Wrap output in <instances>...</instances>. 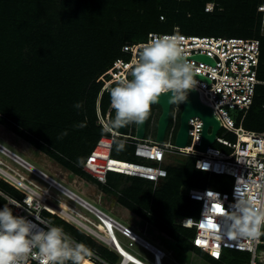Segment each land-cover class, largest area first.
Instances as JSON below:
<instances>
[{
	"label": "trees",
	"instance_id": "obj_1",
	"mask_svg": "<svg viewBox=\"0 0 264 264\" xmlns=\"http://www.w3.org/2000/svg\"><path fill=\"white\" fill-rule=\"evenodd\" d=\"M208 1L216 3L213 11H205ZM260 1L0 0V123L8 124L71 171L99 183L82 169L97 140L109 134L102 132L96 121V103L103 84L96 80L125 54L122 45L146 38L158 24L167 26L170 32L178 26L181 32L204 33L200 36L226 33L258 37L259 77L264 80L262 16L257 11ZM76 102H82L80 109L74 107ZM263 102L264 84H258L243 120L245 128H264ZM109 106V93L104 91L100 98L102 112L106 113ZM154 109L152 106L148 121ZM85 119L86 126L75 127ZM65 130L67 134L61 136ZM126 146L132 147L133 154L134 146ZM84 155L83 162L77 163V158ZM194 162L190 156L178 165H169L167 177L155 188L143 178L127 177L130 184L117 194L122 175L108 177V186L102 188L111 191L113 187L120 203L165 231L180 249L193 250L213 264L249 263L250 252L233 248H228L234 251L231 259L226 260L225 252L220 260L212 258L192 244L195 229L177 222L195 216L196 211L198 215L200 210V203L190 199L185 190L210 187L209 182L206 186L196 184L199 173L208 172L197 169ZM73 228L91 241L88 248L101 252L90 236ZM88 263L96 264L91 259Z\"/></svg>",
	"mask_w": 264,
	"mask_h": 264
},
{
	"label": "built area",
	"instance_id": "obj_2",
	"mask_svg": "<svg viewBox=\"0 0 264 264\" xmlns=\"http://www.w3.org/2000/svg\"><path fill=\"white\" fill-rule=\"evenodd\" d=\"M215 6L214 1L206 2L205 11H213ZM257 11L262 16L260 35L264 36V0H261L257 5ZM153 33H177L184 37L187 58L195 68L199 69V72L195 73L197 85L193 89L198 91L200 100L213 109L215 117L220 122L219 129H223V133L230 135V137L219 136L217 133L215 140L209 144L206 151L199 150L203 123H201L202 119L199 116H192L188 121L187 144L185 146L176 145L175 135L180 110L177 106L171 105L170 121L163 142H158L155 138L147 136L149 124H147L143 138H138L135 135L136 125L133 129V124H129L125 126L124 133L114 130L108 135H102L87 155L82 169L102 185H107L109 173H115L127 177L143 178L151 182L155 188L167 177L168 166L178 163L176 159L181 155L193 157L197 169L207 171L210 174L224 175L232 179V182L229 189L187 188L186 194L190 199L200 203V210L197 216L182 217L177 222L182 226L194 228L195 234L191 238L192 244L216 260L222 258L225 249L238 248L250 252L249 264H264V249L259 253L260 245L264 244L262 235L255 240L230 239L218 234L216 229L204 226L206 222L215 223L216 219L222 222V218L218 215L223 210L230 208L236 199V189H239L241 194L248 193L257 200L264 202V128L251 130L241 124L254 102L257 85L264 84V80L259 77L261 39L244 36L190 35L182 33L176 26L172 32L150 31L142 40L125 42L122 45V51L129 55L128 60L117 59L96 80L103 82L96 103L98 125L103 127L114 115V109L111 105L106 113L102 112L100 107L102 93L107 91V88L116 81L118 76L127 74L125 65L130 64L134 55L132 48L145 43L150 38V34ZM197 54L209 56L214 60V64L196 59L195 55ZM200 76L206 77L210 81L208 82ZM230 109H237L240 112L238 124L231 116ZM196 117L201 120L194 119ZM154 118L155 110L150 123ZM197 125L200 126L197 127ZM113 135L118 140L122 139L124 144L134 146L135 160L130 161L113 156L112 150L115 144ZM213 143H217L223 148H214L212 147ZM22 169L40 181L25 175ZM0 181L10 184L22 194L20 198L15 197L0 188V196L6 195L16 202L10 204V207H13L17 215H24L30 219L39 217L43 220H47L43 217V212L56 215L90 236L94 241L115 250L117 253L122 247L118 236L120 234L129 239L130 246L139 243L150 251L152 261L146 262L126 250V253L140 264H162L166 257L164 249L154 245L132 227L116 219L82 193L71 189L55 176L21 157L2 142H0ZM96 200L99 203L102 202V195H97ZM64 201L72 206L79 205L88 211L95 220L75 207V212L65 207L61 213V210H57V206ZM214 204L221 205V210L213 211L212 206ZM108 208L111 210L109 205ZM187 220L190 222L187 223ZM90 250L93 253L90 259L97 264H114L102 258L95 249ZM129 263L134 262L122 253L116 264ZM19 264H40V262L34 256L28 255L22 258Z\"/></svg>",
	"mask_w": 264,
	"mask_h": 264
},
{
	"label": "clouds",
	"instance_id": "obj_3",
	"mask_svg": "<svg viewBox=\"0 0 264 264\" xmlns=\"http://www.w3.org/2000/svg\"><path fill=\"white\" fill-rule=\"evenodd\" d=\"M132 52L130 64L125 65L127 74L118 76L114 85L107 88L114 115L103 125L102 132L142 123L162 94L171 93L169 103L180 104L197 85L195 73L199 69L187 58L183 36L153 33L145 43L134 46ZM74 107L80 109L82 102H76ZM84 126L86 119L75 125ZM66 134L65 130L61 136ZM113 142L117 151L124 147V141L114 135ZM83 159L78 157L77 163H82ZM3 198L8 202L0 206V264H19L28 255L34 256L40 264H88L93 253L83 242L50 221L15 214L10 204L16 202L6 195ZM218 217L222 222L216 219L215 223L206 222L204 226L230 239L255 240L264 235V202L248 193L241 194L239 189L230 208L220 212ZM118 253L122 255L119 250ZM134 264L140 263L135 261Z\"/></svg>",
	"mask_w": 264,
	"mask_h": 264
},
{
	"label": "rangeland",
	"instance_id": "obj_4",
	"mask_svg": "<svg viewBox=\"0 0 264 264\" xmlns=\"http://www.w3.org/2000/svg\"><path fill=\"white\" fill-rule=\"evenodd\" d=\"M189 27H191V24L189 25ZM154 30H155V32H170L171 31V29L167 28V26L161 25V24H158L157 27L154 28ZM182 32H185L186 34H188V33L199 34V35L204 34V33L199 32V31H191V30H187V31L186 30H182ZM218 34H220L221 36H226V35L228 36V34H226V33H218ZM121 57L124 58L125 60H128L129 55L123 54V55H121ZM172 105L177 106L178 109L181 112V105L180 104H172ZM154 107H155V109H154L155 110V118H154V120L151 123H149V129H148V133H147V136L150 137V138H155V136H156V123H157V119H158L159 114H160V108L158 106H153V108ZM230 114L234 118L236 124H238L239 123V116L238 115L240 114V112L237 109H230ZM241 124H242L243 127H246V123H244L243 121H242ZM1 125H3L4 128L6 127L8 129H10V127H9L8 124H1ZM135 125L136 124H133V129H134V126ZM178 126H179V121H178V124H177L176 131L178 130ZM217 133H218L219 136L230 137V135H227V134H224L223 133V129H219ZM0 142L4 143L8 147H10L13 151H15L21 157H23V158L27 159L28 161L34 163L40 169H45L44 167L41 166L40 163L36 162L31 157L27 156L23 151L17 150L15 147L11 146L9 144V142L5 141V139H4L3 136H0ZM212 147H214V148H223L220 145H218L217 143H213L212 144ZM112 154H113V156L120 157V158H123L125 160H130V161L135 160V158H134V156L132 154V147L130 148V146L123 147L121 150L117 151L116 150V144H114V148H113ZM82 157L84 158L85 155L82 156ZM186 158L187 157L181 155V157H179L178 159H176V161L178 163H173L171 165H178V164L182 163V161H186ZM12 164L15 165L13 162H12ZM46 171H48V170H46ZM22 172L25 175L29 176L30 178H34L35 180L40 181L38 178H36L33 175H31L28 171L22 169ZM48 173H50L51 175L55 176L58 180L62 181L66 185H68L71 189H74L75 191H78L79 193H82L81 191H79L78 189H76L72 184H69L66 181H63L59 176H57L53 172L48 171ZM73 173L75 174V172L72 171V175L71 174L69 175V178L70 179H73L75 177ZM117 175L120 176V174L109 173L108 177H110V176H117ZM82 178H84L86 180H90L91 183H95L92 179H88V177L82 176ZM208 178H209V180H208ZM77 181H79V179H77ZM195 181H196V184H198L199 186L200 185L201 186H206L207 185V182H209L208 183V186H210L211 188L229 189L230 188V185H231V182H232V179H230V178H228L226 176H220V175H217V174H211L209 176L208 173H206V172H200L199 173V176L196 177ZM79 182H81V181H79ZM83 184L84 185H87L86 182H84ZM95 184L97 186L101 187V189H102L103 185L101 183H95ZM129 184H130V180H128L127 177H125V176L122 175L121 180L118 183L117 192H115V193L120 194L121 189L123 187L128 186ZM0 188L3 191H5L6 193H8V194H10L12 196H15V197H19L20 198L21 195H22L18 190H16L10 184H8V183H6L4 181H0ZM113 190H115V189L113 187H111V191L110 192L112 194H113ZM82 194L86 198H88L89 200L93 201L96 205H98L99 207H101L102 209H104L105 211H107L108 213H110L111 215H113L116 219H118L119 221H121L125 225H128L130 227L132 226V224H130L129 221H127L124 217H122L121 215H119L118 213H116V211L109 210V208L106 207V205L104 204L103 201L99 203V202H97L96 199H94V198H92L90 196H87V194H84V193H82ZM114 197H116V196H114ZM4 203H6V200L2 196H0V206H2ZM73 207L77 208L80 212L86 214L87 216H89L90 218H92V219L95 220V218L88 211H86L85 209H83L79 205L76 204V205H73ZM197 212L198 211L194 212L193 215L197 216ZM42 215H43V217H45L51 223H53L55 225L62 226L63 227V230L65 232L69 233L72 237H74L75 240L83 242L87 247L88 246H91L92 247L91 241L88 238L84 237L81 233H79L78 231H76L73 228V226L70 225V224H68L67 222H65V220L63 221V219L61 220V218H59L58 216L53 215V214H50V213H46V212H43ZM132 227L134 228V230L136 232H138L139 234H141L143 237L147 238L148 240H150L152 242H155L153 239L149 238L147 236V234H143L142 231L136 229L134 226H132ZM118 236H119V238L121 240L120 242L122 244V247L125 250H128L129 252H131L132 254H135L136 256L146 257L148 259L151 258V255L148 252H146L145 250H143L139 245L134 244L132 247H128L127 245H124V244H127L128 243V240L123 239L120 234H118ZM262 238L264 239V235H262ZM162 240H163V242L165 244L163 247L166 249V251L169 252V250L171 248H174V245H173L172 241L170 242L169 240H167V239H165L163 237H162ZM155 243H157V242H155ZM157 244H159V243H157ZM262 249H264L263 246H261V250H259V253L262 252ZM233 252L234 251H232L230 249H225V257H227L226 260L232 258ZM245 254L249 255V253H247V252H245ZM185 256L186 257L188 256V258H190V257L193 258V256H191V254H187ZM202 259L208 261L207 258H205L204 256H202V258H200V264H204L202 262L203 261ZM118 260H119V258L117 259V261ZM247 260H248V258H247ZM242 264H249V263H248V261H244V262H242Z\"/></svg>",
	"mask_w": 264,
	"mask_h": 264
},
{
	"label": "crops",
	"instance_id": "obj_5",
	"mask_svg": "<svg viewBox=\"0 0 264 264\" xmlns=\"http://www.w3.org/2000/svg\"><path fill=\"white\" fill-rule=\"evenodd\" d=\"M1 124L2 123H0V136H3L5 141L9 142V144L11 146L15 147L17 150L23 151L27 156L31 157L36 162L40 163L41 166L45 168L43 170H45V171L48 170L50 172H53L54 174L59 176L63 181H66L67 183L72 184L76 189H78L79 191H81L84 194H87V196H90V197L96 199V196L101 194L102 195V201L104 202L106 207H108V205H109L111 207L112 211H116V213H118L119 215L124 217L136 229L142 231L143 234H147V236L149 238H151L155 242L159 243V244H157V243L149 240L154 245H157V246H159L165 250L166 257L164 258L162 264H198V263L200 264V258H202V255L198 254L197 252H195L193 250L184 251V250L180 249L176 245V241L170 235H168L165 231L160 230L158 227H156L154 224H152L146 218H143L142 216L138 215L137 213H135L134 211L130 210L128 207H126L125 205L120 203L117 195L114 192L112 194L110 191H104L103 188L101 189V187L97 186L95 183H91L90 180H86V179L82 178V176H80V175L78 176L76 173L75 174L73 173L75 177L73 179H70L69 175L70 174L72 175V171L70 169H68L67 167L62 165L56 159H54L53 157H51L50 155H48L44 151L37 148L31 142H29L25 138L21 137L20 135H18L17 133L12 131L11 129H8L6 127L4 128L3 125H1ZM77 179H79V181H81V182L77 181ZM84 182H86L87 185H84L83 184ZM114 196H116V197H114ZM162 237L169 240L170 242L172 241V243L174 245V248H171L169 250V252L166 251V249L163 247L165 244L162 240ZM122 238L128 240V243L124 244V245H127L128 247H132L129 245V239L127 237L122 236ZM119 240H120V238H119ZM95 243L97 244V246H100V248H102L101 252L99 251V255L102 258H104L105 260H107L111 263H114V264L118 263V261L120 260V255L115 250L109 249L105 245L100 244L96 241H95ZM135 244L139 245L143 250H145L146 252H148L151 255L150 251L145 249L139 243H135ZM89 249H95V248H89ZM105 249H107L106 252H105ZM102 251H104V252H102ZM102 253H104V254H102ZM187 254H191V256H193V258L192 257L188 258V256L186 257L185 255H187ZM118 258H119V260L117 261ZM137 258H139L143 261H146V262L152 261V256L150 259H148L146 257H141V256H137ZM202 260H203L202 262L204 264H212L209 261H206L204 259H202ZM223 263L226 264L227 262L223 261ZM129 264H134V263H129Z\"/></svg>",
	"mask_w": 264,
	"mask_h": 264
},
{
	"label": "water",
	"instance_id": "obj_6",
	"mask_svg": "<svg viewBox=\"0 0 264 264\" xmlns=\"http://www.w3.org/2000/svg\"><path fill=\"white\" fill-rule=\"evenodd\" d=\"M195 58L214 64V60L212 58L203 54H197L195 55ZM200 77L208 82L210 81L206 77ZM170 94L171 93L162 94L160 99L152 104V106H158L160 108V114L156 123L155 136V140L158 142H163L166 130L169 125L170 109L172 105L168 101ZM180 105L181 112L179 114L178 130L175 135V144L178 146H185L187 144L189 132L188 121L192 116H199L203 120V126L201 132V142L198 146V149L201 151H206L209 147V144L215 140V136L220 128V122L215 117L213 109L200 100L199 93L196 89H190L188 91L187 99L180 103ZM148 117L142 123L136 124L135 135L138 138H143L145 136ZM117 131L124 133L125 126L121 127Z\"/></svg>",
	"mask_w": 264,
	"mask_h": 264
},
{
	"label": "bare ground",
	"instance_id": "obj_7",
	"mask_svg": "<svg viewBox=\"0 0 264 264\" xmlns=\"http://www.w3.org/2000/svg\"><path fill=\"white\" fill-rule=\"evenodd\" d=\"M65 207H67L68 209H70V210H72V211H76L75 209H74V207L72 206V205H70V204H68L67 202H63V203H61L60 205H58L57 206V210L58 211H60L61 210V213H62V209H65ZM187 223H189L190 221L189 220H187L186 221ZM122 248V249H121ZM121 248H119L120 249V251H122V253L124 254V255H126L128 258H130L132 261H136L135 259H133L131 256H129L127 253H126V250L123 248V247H121ZM124 250V251H123ZM133 256V255H132ZM138 262V261H137ZM140 263V262H139ZM89 264V263H88Z\"/></svg>",
	"mask_w": 264,
	"mask_h": 264
},
{
	"label": "snow or ice",
	"instance_id": "obj_8",
	"mask_svg": "<svg viewBox=\"0 0 264 264\" xmlns=\"http://www.w3.org/2000/svg\"><path fill=\"white\" fill-rule=\"evenodd\" d=\"M184 38V37H183ZM213 209L216 210V211H220L221 210V205L219 204H214L213 206ZM197 243H200V241H197Z\"/></svg>",
	"mask_w": 264,
	"mask_h": 264
}]
</instances>
